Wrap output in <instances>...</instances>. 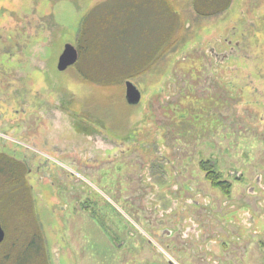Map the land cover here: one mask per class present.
Returning <instances> with one entry per match:
<instances>
[{
    "label": "rangeland",
    "instance_id": "rangeland-1",
    "mask_svg": "<svg viewBox=\"0 0 264 264\" xmlns=\"http://www.w3.org/2000/svg\"><path fill=\"white\" fill-rule=\"evenodd\" d=\"M0 137V264H264V0H0Z\"/></svg>",
    "mask_w": 264,
    "mask_h": 264
},
{
    "label": "trees",
    "instance_id": "trees-1",
    "mask_svg": "<svg viewBox=\"0 0 264 264\" xmlns=\"http://www.w3.org/2000/svg\"><path fill=\"white\" fill-rule=\"evenodd\" d=\"M227 5V4H226ZM225 7H221V8H217L216 11L218 12L223 10ZM201 15H208L210 13H213L212 10H209V9H203L201 12H199ZM182 27H180V29H177V30H174V29H171L169 34L166 35L165 37V40L162 42L164 43L163 46L161 47V51L162 52H165V53H170V52H175V51H171L170 49L172 48L173 50H179L180 47H183L184 44L186 43V35H189L190 36V32H185V35L183 36L181 34L182 31H184L183 29H186L183 27L182 31H181ZM79 36H84L85 34V31H83L82 29V26H81V29H80V32H79ZM165 47V48H164ZM176 47V48H174ZM160 47H158L159 49ZM164 49V50H163ZM171 54V53H170ZM77 112V111H75ZM75 114L77 113H74L72 114L73 117H75ZM4 141L3 138L0 137V142ZM14 163L17 165H20V162L19 161H15L14 160ZM199 167L201 169V171L204 172V178L210 183L211 186L213 187H217V188H220L222 190V192H224L225 195H228L229 194V191H230V184L229 182L225 181V180H222L220 178V175L219 173L213 169V166L212 164L210 163L209 160L207 161H201L199 163Z\"/></svg>",
    "mask_w": 264,
    "mask_h": 264
},
{
    "label": "water",
    "instance_id": "water-1",
    "mask_svg": "<svg viewBox=\"0 0 264 264\" xmlns=\"http://www.w3.org/2000/svg\"><path fill=\"white\" fill-rule=\"evenodd\" d=\"M78 57V52L75 47L67 43L57 59V69L62 71L68 66L73 65ZM125 99L129 104H137L140 100V91L137 86L130 80H126L125 83ZM4 239V231L0 224V243Z\"/></svg>",
    "mask_w": 264,
    "mask_h": 264
},
{
    "label": "flooded vegetation",
    "instance_id": "flooded-vegetation-1",
    "mask_svg": "<svg viewBox=\"0 0 264 264\" xmlns=\"http://www.w3.org/2000/svg\"><path fill=\"white\" fill-rule=\"evenodd\" d=\"M79 118V117H78Z\"/></svg>",
    "mask_w": 264,
    "mask_h": 264
}]
</instances>
